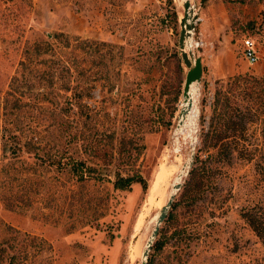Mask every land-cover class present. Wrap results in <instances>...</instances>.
<instances>
[{
	"label": "rangeland",
	"instance_id": "obj_1",
	"mask_svg": "<svg viewBox=\"0 0 264 264\" xmlns=\"http://www.w3.org/2000/svg\"><path fill=\"white\" fill-rule=\"evenodd\" d=\"M191 2L203 72L182 133L175 131L186 68L181 61V74L171 56L179 51L180 0H0V264H140L158 200L192 149L201 160L215 156L204 134L219 120V97L229 99L231 119L237 108L254 115L244 140L231 141L244 155L232 149L231 160L211 162L200 187L181 179L148 259L264 264V245L242 216H264V0ZM245 37L257 47L254 64L242 54ZM76 38L100 50L77 57L65 83L49 67L21 66L33 44H68L73 60ZM101 55L107 87L78 75ZM71 159L90 177L75 179ZM116 172L140 175L146 188L135 181L115 190Z\"/></svg>",
	"mask_w": 264,
	"mask_h": 264
},
{
	"label": "trees",
	"instance_id": "obj_2",
	"mask_svg": "<svg viewBox=\"0 0 264 264\" xmlns=\"http://www.w3.org/2000/svg\"><path fill=\"white\" fill-rule=\"evenodd\" d=\"M75 41H77V45L75 47L72 46L70 48L71 49L70 53L74 57L73 60H70L67 57H65V50L68 47V44L61 45L59 47L60 50H57V46H52L50 44H47L45 48L41 47L40 44H33L31 54L28 51L29 48L26 50V53L28 54V61L26 62L22 61L21 66L22 67L24 66L25 69H30L34 67V68H38L39 70L42 67L44 68L49 67L53 71H55L58 74L59 78L65 83L67 79V73L69 69L71 68V64L74 65V67H76L77 63L75 62V59L77 57H83L85 53H88L90 51L94 53L100 50L97 43L94 44L91 42L90 43L85 42V41L79 40L78 38H76ZM98 44L103 45V46L106 45L104 42H100ZM75 51H78V54H75ZM80 53L82 55H80ZM66 54L68 53L66 52ZM31 55H36V56L44 55L45 58L32 62ZM171 56L174 58L177 68L182 74L183 68L181 65L179 51L173 52ZM102 58H103V55H101V57L97 61L91 62L93 65L92 68L80 69V71L78 72V75H80L81 77H85L86 73H88V76L85 77L86 79L92 77L93 82L99 79L100 81H103L104 83L103 86L105 87L106 85L107 87L110 85L111 81H109L110 79L107 75L109 72L108 64H104ZM238 78H240V76L229 77L226 81V84H229L233 82L234 80L236 81L238 80ZM181 82H182V79H181ZM62 87L63 88L61 89L63 90H67L69 88V86H66V84H64ZM76 87L78 88V90L76 91L75 96H76L78 106L81 107L80 103L83 100V96L81 95L83 91V86L78 85ZM219 98L216 99L214 103L215 109H218L219 120L215 124H212V125L210 124L208 130L204 134V137H206L207 140L210 141L211 143L210 145L212 146V148L216 149L214 153L215 156L213 158L212 154H208L206 156L207 157L206 159L201 160V157L199 156V154L194 155L193 164L188 172V179L186 181L187 186L194 184L200 187L204 185V181H206L207 178L211 176V172L213 170V164H210V163L211 162H214V163L221 162V161L223 162L225 161L224 159L231 160V156H232L231 154L233 151L232 149L236 150L238 154L240 152L241 155H244L243 147H241V151H239L240 148H236V146H234V148H231V144L233 142L237 143L236 141H238L239 139L244 140L243 132L246 129V123L252 122L253 120L250 117H253L254 115L249 116L247 113H244L242 110L237 108L236 109L237 112L235 113V116L238 117V120H233L231 119L229 115L230 111L228 112L227 110H224L225 108L227 109L229 106V99L227 97H223L224 100L221 101V99ZM229 129H232L234 131L240 130L241 133L239 136L231 135V134H228L227 132ZM218 155H219V158H217ZM223 156L225 157L221 158ZM238 157H241V156L238 155ZM68 163L70 167L69 168L70 173L75 179L85 180L90 177L91 174H88L90 173L89 172L90 168L86 167L84 162L80 160H76V159H71V161ZM135 181L136 182L141 181L143 187L146 188V184L140 175L138 174L124 175V174H121L120 172H116L114 174V180L112 181V185L115 190L117 189L125 190V189H129L132 183H134ZM242 216L246 220L248 225L251 227V229L258 236L262 244L264 245V216H261V215L259 216L256 213L251 212V210H246L245 212H243ZM155 245H156L155 248H159V242H155ZM151 261H152L151 259H148L147 264H150Z\"/></svg>",
	"mask_w": 264,
	"mask_h": 264
},
{
	"label": "water",
	"instance_id": "obj_3",
	"mask_svg": "<svg viewBox=\"0 0 264 264\" xmlns=\"http://www.w3.org/2000/svg\"><path fill=\"white\" fill-rule=\"evenodd\" d=\"M182 7V17L179 20L180 32L178 38L179 54L183 65L186 68L184 75L183 87H182V103H186V106L180 107L178 112V120L176 125V131H181L184 120L188 112L192 107L191 87L194 86V90L198 88L201 81L203 65L200 55L191 48L190 41L193 39V34L196 27V22L199 19L198 10L195 4L191 0H180ZM193 90V91H194ZM194 150L191 151V157L188 162L180 167L174 182L171 184L168 197L163 206L157 211L154 219V227L148 236V239L141 251L140 264H147L149 251L152 248L153 242L158 235L160 224L165 220L168 210L174 200L175 194L182 187L181 179L188 175V172L193 164Z\"/></svg>",
	"mask_w": 264,
	"mask_h": 264
},
{
	"label": "built area",
	"instance_id": "obj_4",
	"mask_svg": "<svg viewBox=\"0 0 264 264\" xmlns=\"http://www.w3.org/2000/svg\"><path fill=\"white\" fill-rule=\"evenodd\" d=\"M202 45V41H194L192 39L190 46L194 50ZM242 54L249 64H254L259 59L257 47L252 38L245 37L242 40Z\"/></svg>",
	"mask_w": 264,
	"mask_h": 264
},
{
	"label": "bare ground",
	"instance_id": "obj_5",
	"mask_svg": "<svg viewBox=\"0 0 264 264\" xmlns=\"http://www.w3.org/2000/svg\"><path fill=\"white\" fill-rule=\"evenodd\" d=\"M191 41H192V39H191ZM191 41H190V43H191ZM193 90H194V86L192 85V87H191V91H190V96H191V98H192V107H191V109H190V111L188 112V114H187V116H186V119L184 120V124H183V127H182V133H183V130L185 129V124H186V120L189 118V116L193 113V111H194V107H193ZM184 100V99H183ZM184 106H186V103H183V107ZM164 194V193H163ZM161 195L160 196V198H159V200H158V203H157V205H156V208H161V206H163L164 205V203L166 202V200H164V195ZM166 198V197H165ZM145 229V228H144ZM144 231V230H143ZM141 239V238H140Z\"/></svg>",
	"mask_w": 264,
	"mask_h": 264
},
{
	"label": "crops",
	"instance_id": "obj_6",
	"mask_svg": "<svg viewBox=\"0 0 264 264\" xmlns=\"http://www.w3.org/2000/svg\"><path fill=\"white\" fill-rule=\"evenodd\" d=\"M197 23V22H196Z\"/></svg>",
	"mask_w": 264,
	"mask_h": 264
}]
</instances>
